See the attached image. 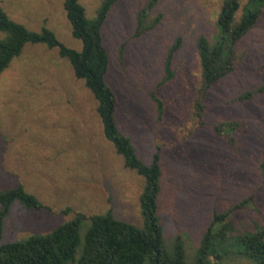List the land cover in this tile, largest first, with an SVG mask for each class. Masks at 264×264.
<instances>
[{
  "label": "rangeland",
  "instance_id": "obj_1",
  "mask_svg": "<svg viewBox=\"0 0 264 264\" xmlns=\"http://www.w3.org/2000/svg\"><path fill=\"white\" fill-rule=\"evenodd\" d=\"M79 1L90 19L103 2ZM223 1L161 0L147 19L153 24L161 16L160 23L131 39L137 14L150 0H121L103 27L110 56L107 82L119 99V123L146 163L161 146L164 236L169 246L177 236L183 237L190 264H195L214 214L245 199L252 201L232 215L236 230H264V94L248 103H232L243 93L264 87V10L257 25L236 45L238 55H245L243 64L208 93L203 119L195 116L201 85L197 43L202 36L221 41L218 16ZM248 1H241L236 22ZM64 2L0 0V6L29 29L47 27L63 44L80 50L82 44L72 36ZM178 36L183 43L174 58L175 76L160 86ZM153 93L164 103L161 120ZM237 121L239 134L225 128L221 137L214 128ZM228 135L237 138L235 147ZM18 185L49 210L29 211L16 203L5 224V243L49 233L78 213L111 210L118 220L142 225L143 179L124 167L105 139L95 99L84 81L75 77L57 50L45 45H26L0 76V189ZM237 250L234 247L232 252ZM218 264L251 263L233 254Z\"/></svg>",
  "mask_w": 264,
  "mask_h": 264
},
{
  "label": "trees",
  "instance_id": "obj_2",
  "mask_svg": "<svg viewBox=\"0 0 264 264\" xmlns=\"http://www.w3.org/2000/svg\"><path fill=\"white\" fill-rule=\"evenodd\" d=\"M119 1L103 0L96 16L90 19L79 0H65L66 18L71 25L73 38L82 44L80 50L63 44L47 27L39 31L29 29L13 20L0 6V76L22 55L28 44L45 45L58 51L60 58L71 65L75 77L83 80L93 95L105 139L123 159L124 167L135 171L144 181L140 196L142 225L118 220L111 210L94 215L78 213L71 221L49 233L34 234L5 243V224L16 203L29 211L40 212L49 208L22 185L0 189V264H190L183 237L177 236L169 246L164 236L160 214V197L164 191L162 148L157 146L149 163L143 160L132 137L122 131L117 117L119 99L107 82L110 56L104 43L103 27ZM160 1L150 0L138 12L137 29L131 39L140 38L160 23L161 16L156 17L153 24L147 22L150 12ZM241 1H223L218 16L221 41L211 42L203 36L198 40L201 85L197 90L194 109L199 121L206 111L208 93L243 64L245 55H238L236 45L257 25L263 13L264 0H249L236 22ZM182 43V37L178 36L168 53L165 77L159 83L160 86L174 78V58ZM123 51L124 48L120 53L122 63ZM154 94L151 97L158 111V119L161 120L164 116V103ZM259 94H264V87L254 92H245L232 103H248ZM239 124L238 121L224 124V128L215 124L214 128L223 137L225 128H231L239 134ZM227 139L231 146H236V137L228 135ZM251 201L245 199L226 212L214 214L212 224L203 234L196 251L195 264H218L233 254L251 264H264V230L240 232L232 220L233 213L245 208ZM83 230L85 233L82 236ZM234 247H238L237 253L232 252Z\"/></svg>",
  "mask_w": 264,
  "mask_h": 264
}]
</instances>
